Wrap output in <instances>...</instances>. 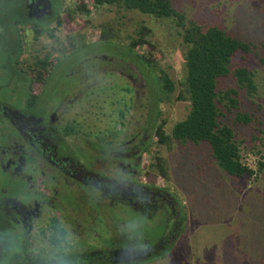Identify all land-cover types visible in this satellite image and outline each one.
<instances>
[{
	"label": "flooded vegetation",
	"instance_id": "obj_1",
	"mask_svg": "<svg viewBox=\"0 0 264 264\" xmlns=\"http://www.w3.org/2000/svg\"><path fill=\"white\" fill-rule=\"evenodd\" d=\"M65 1L57 7L52 0H0V55L5 56L0 67V80L5 82L0 88L15 93L25 87L28 92L24 97L0 98V264H47L53 255L65 264L153 260L176 241L185 215L165 189L166 178L151 169L154 161L146 160L151 157L146 146L152 148L155 140L148 118L143 126L138 119L139 127L124 140L120 139L128 126L124 116L117 117L118 126L101 133L89 130L84 121L66 118L64 108L74 103L77 90L58 101L40 102L42 90L35 101L29 98L28 70L22 63L28 58L25 45L43 40L45 24L58 22L61 9L72 6V1L68 6ZM70 32L62 35L65 40ZM92 139L86 156L82 144L90 145ZM94 194L97 203L119 212L116 224L103 208H94ZM129 208L147 217L165 209L171 228L154 243L143 239L142 246L132 240L124 244L129 234L122 235L121 244L99 240L109 236L112 226L120 230Z\"/></svg>",
	"mask_w": 264,
	"mask_h": 264
},
{
	"label": "rangeland",
	"instance_id": "obj_2",
	"mask_svg": "<svg viewBox=\"0 0 264 264\" xmlns=\"http://www.w3.org/2000/svg\"><path fill=\"white\" fill-rule=\"evenodd\" d=\"M52 1L57 7L64 6L63 0ZM70 1L72 0L65 1L66 6ZM173 2L189 18L220 23L234 36L256 42L264 41V0ZM116 15L115 8L111 7L94 10L89 17L78 15L76 21H65V27L60 33L74 31L72 29L79 32L77 46L69 55L59 59V64L42 87L43 100L40 102L48 99L58 101L62 96L72 95V91L77 90L74 103L69 108H64L66 118L84 121L89 130L101 133L117 122L122 106L119 101H132L137 107H132L130 113H126L127 130L124 135H120V139L124 140L128 139L129 131L136 129L135 126L139 127L138 119L143 126L148 118L152 128L156 126L158 119H166L169 129L186 117L189 102L177 99L176 95H180V91L176 90L172 99L159 101L157 105L156 102L161 99H158L159 95L157 97L155 92L158 88L156 80L152 79L153 75L150 74L148 92L146 81L149 79L143 75L142 65L130 57L131 51L123 46L125 44L119 37L100 40L103 25H114ZM141 19L155 26L153 37L158 49L162 51L158 53L161 54L159 59L162 66L173 73V78L176 79L177 74L181 77L182 59L176 46L178 38L173 34L174 29H168L170 25L163 21H153L148 16L130 12L128 24L123 26H129L127 31H132V23ZM121 36L122 40L123 37L125 39L124 30ZM4 60L5 56L1 54L0 67ZM262 74L264 76V69ZM3 82L5 80L1 77L0 83ZM83 82L91 84L85 90L78 89L77 84L81 85ZM225 85H229V80H224ZM129 86L137 89V93L128 89ZM92 88L93 91L89 92ZM27 93L25 87L15 93L0 88L1 100L10 99L11 94L24 97ZM256 101L257 103L248 99L244 101L243 107L252 114L254 120L237 129L239 137L246 140L244 154L254 168L258 167L259 159L264 161V95ZM155 112L159 113L160 118H156ZM231 120L233 121V116ZM107 132L111 136L112 131L108 129ZM94 142L92 139L90 145L87 142L82 144L84 147H81V151L84 155L89 156L86 152L92 150ZM152 152L153 155L159 153L168 160L169 178H166L165 189L181 205L185 221L174 243L161 249L155 259L135 264H264V172H259L257 177H228L211 158L206 144L174 143L171 149L153 145ZM106 158L105 156V160ZM146 160L154 161V157L151 155ZM159 182H164L161 177ZM93 197L94 208H103L105 216L116 224L119 212L97 203L95 194ZM165 212V209H161L147 217L129 208L121 218L120 230L117 227L115 230L112 226L109 236L99 240L108 244H121L122 235L129 234L127 239L123 238L124 244L128 243L127 240H132L134 244L142 246L145 238L154 243L171 228ZM92 240L97 242L94 238ZM99 245L98 247L105 248V245Z\"/></svg>",
	"mask_w": 264,
	"mask_h": 264
},
{
	"label": "trees",
	"instance_id": "obj_3",
	"mask_svg": "<svg viewBox=\"0 0 264 264\" xmlns=\"http://www.w3.org/2000/svg\"><path fill=\"white\" fill-rule=\"evenodd\" d=\"M111 7L117 12L113 19L115 24L103 25L100 40L119 37L125 44L123 46L131 51L130 57L142 65L143 75L149 79L146 81L148 92L150 74L153 75L158 88L155 92L161 99L156 102L157 105L159 101L172 99L176 90L180 91L177 99L189 102L186 117L169 129L166 119L159 121V111L155 112L158 119L156 126L152 128L148 121L150 131L155 133L152 146L163 145L171 149L174 143L206 144L211 158L228 177H257L259 172H264L262 159L258 160L257 168L250 164L244 154L246 140L241 139L237 131L239 126H246L254 120L243 107L244 101L248 99L257 103L256 99L264 95V41L234 36L220 23L189 18L176 8L173 0H72L71 7L62 9L58 22L45 24L44 37L39 44L25 45L28 58L22 63L28 70L29 98L36 100L59 59L69 55L77 46V34L80 33L75 29L66 33L67 38L63 40L60 32L65 27V21H76L78 15L89 17L94 10ZM129 12L140 13L153 21H163L170 25L168 29H174L182 59L181 77L177 74L176 79L173 78V73L160 63L161 54L158 53L162 51L153 37L155 26L141 19L132 23V31H127L129 26L124 28L123 25L128 24ZM123 30L126 37L122 40ZM226 79L229 85L224 86ZM31 89L34 94H31ZM128 89L137 93L131 86ZM119 102L122 104L119 116L126 118V113L135 105L132 101ZM115 126H118L117 122ZM146 149L154 157L151 169L168 179L167 158L159 153L153 155L151 147L146 146Z\"/></svg>",
	"mask_w": 264,
	"mask_h": 264
},
{
	"label": "clouds",
	"instance_id": "obj_4",
	"mask_svg": "<svg viewBox=\"0 0 264 264\" xmlns=\"http://www.w3.org/2000/svg\"><path fill=\"white\" fill-rule=\"evenodd\" d=\"M47 264H65V261L63 258L53 255L48 258Z\"/></svg>",
	"mask_w": 264,
	"mask_h": 264
},
{
	"label": "water",
	"instance_id": "obj_5",
	"mask_svg": "<svg viewBox=\"0 0 264 264\" xmlns=\"http://www.w3.org/2000/svg\"><path fill=\"white\" fill-rule=\"evenodd\" d=\"M2 255H3V246H2V243L0 241V261L2 259Z\"/></svg>",
	"mask_w": 264,
	"mask_h": 264
}]
</instances>
